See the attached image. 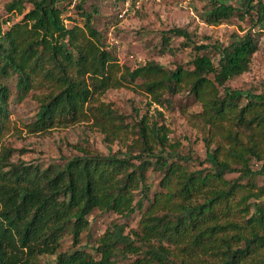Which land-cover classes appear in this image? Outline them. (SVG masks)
Masks as SVG:
<instances>
[{
    "label": "trees",
    "instance_id": "obj_1",
    "mask_svg": "<svg viewBox=\"0 0 264 264\" xmlns=\"http://www.w3.org/2000/svg\"><path fill=\"white\" fill-rule=\"evenodd\" d=\"M76 6L83 23L68 25L61 0L5 3L7 13L22 16L6 28L0 24V138L10 124L6 80L13 78L19 100L43 89L29 131L86 120L105 142L117 140L124 149L103 153L75 143L79 153L61 165H43L11 160L13 149L0 141V264H39L36 256L44 253L55 254L51 264H115L118 255L130 254L136 255L131 264H264V181L253 178L264 175V92L226 84L249 68L258 48L252 28L232 32L227 43L197 44L186 27L172 26L161 34L162 48L173 52L171 35L183 36L197 49L189 67L168 68L153 58L130 67L106 47L93 11ZM200 15L214 24L249 17L264 31V0H208ZM209 49L217 51L216 60ZM135 85L148 95V105L165 104L166 93L193 95L201 104L210 167L190 168L182 155L163 152L180 143L170 141L156 105L130 123L102 99L108 88ZM129 133L135 134L130 142ZM148 167L161 171L152 198ZM235 171V179L226 176ZM94 209L139 211L137 229L121 241L114 226L107 227L94 252L60 250L66 233L73 245L81 241Z\"/></svg>",
    "mask_w": 264,
    "mask_h": 264
},
{
    "label": "rangeland",
    "instance_id": "obj_2",
    "mask_svg": "<svg viewBox=\"0 0 264 264\" xmlns=\"http://www.w3.org/2000/svg\"><path fill=\"white\" fill-rule=\"evenodd\" d=\"M8 0H0V24L6 28L12 22L21 18L22 14L7 13L4 9ZM67 8L64 12L65 22L71 25L74 22L83 23L80 8L93 11L94 25L102 32L106 47L110 48L118 60L130 67L153 58L168 68L180 63L190 66L189 60L197 49L187 44L183 36L171 35L170 45L173 52L162 48L161 34L172 26L186 27L191 33L194 43L218 41L227 43L231 33H240L252 28L258 41V48L251 57L249 68L226 81L231 88L242 89L252 93L264 92V31L253 26L249 17L241 20L232 16L228 20L214 24L201 17L200 12L208 5V0H143L139 2L126 0H61ZM231 3H240L242 0H227ZM29 7L30 3L27 2ZM9 17L7 21L3 19ZM69 17V18H68ZM4 21V22H3ZM203 51H200L202 53ZM208 53L214 60L218 54L214 49ZM7 83L12 89L9 100L10 124L0 141L11 147L13 161H25L47 165L48 163L62 164L66 158L79 153L75 143L87 142L103 153L124 149L117 140L107 143L103 135L89 127L86 120L70 123L66 126L57 125L43 131H29L27 123L34 119L38 109L37 95L43 89H31L23 99L15 96L14 79L8 78ZM139 82V80H137ZM167 100L163 105L152 103L148 105V95L135 85L134 87H111L102 95V99L111 101L117 110L126 115L132 123L141 113L149 109L151 113L156 105L162 110V117L170 128L169 139L173 143L179 142L176 150L166 147L163 152L178 153L190 168L210 167L207 157V147L204 140L206 128L198 115L201 104L187 90L174 94H165ZM134 133H129L127 141H131ZM212 144L210 147H213ZM170 155V154H169ZM135 163L138 159H133ZM252 166L257 167V163ZM146 182L149 185L148 196L153 197L155 191L160 189L158 184L161 171L148 167ZM239 172H230L226 176L235 179ZM253 178L263 183L264 175L257 174ZM246 177L243 178V181ZM139 195V194H138ZM137 195V196H138ZM147 203V200H144ZM139 211L129 215L118 214L114 211L94 209L89 215V225L81 233V241L73 245L71 234L66 233L61 239L60 250L79 247L94 252L96 239L107 227L114 226L115 236L126 241L127 236L132 237V230L137 229ZM137 243V242H136ZM134 254L126 257L118 255L115 264H131ZM55 254L44 253L36 256L39 264H51ZM172 264V263H168Z\"/></svg>",
    "mask_w": 264,
    "mask_h": 264
},
{
    "label": "built area",
    "instance_id": "obj_3",
    "mask_svg": "<svg viewBox=\"0 0 264 264\" xmlns=\"http://www.w3.org/2000/svg\"><path fill=\"white\" fill-rule=\"evenodd\" d=\"M126 1H128V2H129V1H130V2H131V1H134V2L137 3V2H139V1H143V0H126Z\"/></svg>",
    "mask_w": 264,
    "mask_h": 264
}]
</instances>
